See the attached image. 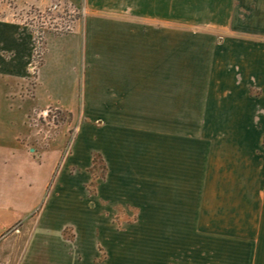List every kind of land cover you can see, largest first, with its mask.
Instances as JSON below:
<instances>
[{"label":"rangeland","instance_id":"1","mask_svg":"<svg viewBox=\"0 0 264 264\" xmlns=\"http://www.w3.org/2000/svg\"><path fill=\"white\" fill-rule=\"evenodd\" d=\"M66 1L56 13L49 12L56 0L0 4L26 29L30 52L20 78L0 84L8 95L0 103V136L10 148L0 151V206L10 205L3 210H10L5 217L12 225L0 232L6 235L0 246L6 243L11 254L19 239L15 258L0 264L255 258L264 231L246 207H258L263 193L264 138L256 132L258 118L246 119V105L264 96V80L253 72L264 59V0H139L140 14L148 16L140 15L138 29L169 37L164 72L171 76L165 96L171 117H164L155 86L149 96L140 93L130 116L112 104L108 118H98V103L93 117L84 114L82 98L69 101L66 86L44 82L36 91L48 38L74 34L89 16L84 0ZM72 19L73 33L55 31ZM56 51L48 45L47 70L57 65L61 79L69 62Z\"/></svg>","mask_w":264,"mask_h":264},{"label":"crops","instance_id":"2","mask_svg":"<svg viewBox=\"0 0 264 264\" xmlns=\"http://www.w3.org/2000/svg\"><path fill=\"white\" fill-rule=\"evenodd\" d=\"M13 1L19 6L30 4L40 7L49 0ZM6 2L8 0H0V4L4 7L8 4ZM76 3L79 4L80 1ZM83 3L89 12V16L83 22V28L65 37L48 38L44 63L38 70L36 91L44 82L58 89L66 86L68 89L65 88L64 93L69 96V101L79 102L82 98L84 114L93 117L92 104L98 103L100 109L98 118H108L110 115L107 113L110 112L112 104L114 110L129 113L126 115L130 116V113L138 109L136 104L140 101V93L149 96L155 92L157 86L156 89L163 95L162 102L165 104L162 113L164 117H171L169 114L171 108L168 104L171 100L165 98L169 93L171 82L170 74L164 72L165 60L169 58L170 51L169 42H165L169 37L164 36L167 32L138 29V23L141 21L139 17L143 15L140 14L139 0H84ZM1 11L3 10H0V84H9L10 80L20 78L17 70L27 65V56L30 53L27 45L29 38L26 29L18 20H11V15H7L10 14L9 12ZM143 16L147 17L148 14ZM155 35H158L156 43ZM49 44L55 46L56 54L67 56L68 72L61 79L57 69L55 70L57 65L47 70ZM253 72L256 80H264V59L259 58L258 65L253 66ZM175 94L179 97L181 95L180 91H175ZM6 98L8 95L1 91L0 103ZM183 99L177 101H184ZM142 101L150 102V99H142ZM247 105L246 119L258 118L256 132L264 138V96L253 103L250 100ZM71 107L67 108L74 111L73 106ZM199 117L202 115L200 114ZM14 141L20 143L19 136L14 137ZM8 142L7 137L0 136V151L10 150ZM253 156L255 159L258 157L257 154ZM251 157L249 156L247 160ZM180 159L181 156H178L177 160ZM259 172V181L264 183V158L259 164ZM247 177L251 180L249 174ZM262 188L263 193L260 194L258 207H246V215H249V219L251 215H257L259 228L264 231V184ZM6 205L10 209L9 204L2 203L0 206L1 216H4L0 220V232L12 226L10 218L5 217L10 212L3 210ZM263 239L262 233L255 258H246V264H264ZM18 240L16 238L15 248L11 254L6 249V243L0 246L1 261L4 258H15ZM29 258L32 260L33 253H29Z\"/></svg>","mask_w":264,"mask_h":264},{"label":"built area","instance_id":"3","mask_svg":"<svg viewBox=\"0 0 264 264\" xmlns=\"http://www.w3.org/2000/svg\"><path fill=\"white\" fill-rule=\"evenodd\" d=\"M67 3V1L66 0H56V2H53V3H51V5L49 6V12H52V13H56L57 11H61V9H63L64 8V6L65 5H67L66 4ZM69 5V4H68ZM64 12V11H63ZM62 12V13H63ZM68 14L70 13V14H76L77 13V11L75 10V11H71V10H68V12H67ZM78 14H80V17H86V15H87V12H86V10L85 9H82L80 12H78ZM65 15V14H64ZM70 17H72V16H70ZM72 18H75V16L74 17H72ZM76 21L77 20H71V21H69L68 22V24L65 26H61V27H57L56 29H55V31H57V32H67V33H73L74 32V30H75V24H76ZM33 34H35V36H38V35H40V34H42V33H40V32H34ZM6 237V235H2V236H0V241L2 240V239H4Z\"/></svg>","mask_w":264,"mask_h":264}]
</instances>
